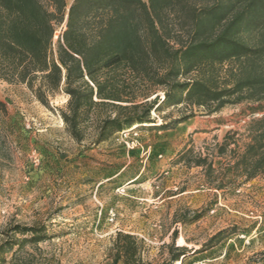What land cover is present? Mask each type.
Segmentation results:
<instances>
[{"label":"rangeland","instance_id":"374dc122","mask_svg":"<svg viewBox=\"0 0 264 264\" xmlns=\"http://www.w3.org/2000/svg\"><path fill=\"white\" fill-rule=\"evenodd\" d=\"M65 100L58 94L46 107L0 80V264H124L113 261L117 232L136 236L150 264L261 261L264 179H233V145L222 155L216 148L264 110L250 114L242 101L212 114L193 107L181 120L184 105L164 106L152 122L86 144L65 131ZM15 225L39 229L41 239L20 244L30 234Z\"/></svg>","mask_w":264,"mask_h":264},{"label":"trees","instance_id":"16d2710c","mask_svg":"<svg viewBox=\"0 0 264 264\" xmlns=\"http://www.w3.org/2000/svg\"><path fill=\"white\" fill-rule=\"evenodd\" d=\"M0 80L46 107L64 95L59 116L77 143L152 122L150 112L164 106L184 105L181 120L193 107L212 114L242 101L261 112L264 0H0ZM157 88L164 96L150 98ZM230 144L232 178L264 179V115L226 132L216 154ZM13 230L30 234L20 244L41 239L33 226ZM112 247L114 262L150 264L132 234L117 232Z\"/></svg>","mask_w":264,"mask_h":264}]
</instances>
